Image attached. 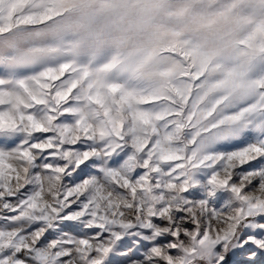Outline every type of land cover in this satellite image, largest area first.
I'll use <instances>...</instances> for the list:
<instances>
[{"label": "snow or ice", "instance_id": "1", "mask_svg": "<svg viewBox=\"0 0 264 264\" xmlns=\"http://www.w3.org/2000/svg\"><path fill=\"white\" fill-rule=\"evenodd\" d=\"M0 264H264V0H0Z\"/></svg>", "mask_w": 264, "mask_h": 264}]
</instances>
